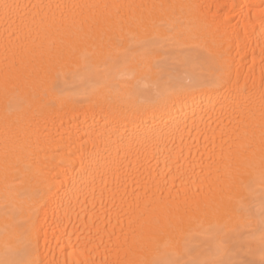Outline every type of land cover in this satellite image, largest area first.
<instances>
[{"label":"bare ground","instance_id":"obj_1","mask_svg":"<svg viewBox=\"0 0 264 264\" xmlns=\"http://www.w3.org/2000/svg\"><path fill=\"white\" fill-rule=\"evenodd\" d=\"M237 261L264 264V0H0V264Z\"/></svg>","mask_w":264,"mask_h":264},{"label":"snow or ice","instance_id":"obj_2","mask_svg":"<svg viewBox=\"0 0 264 264\" xmlns=\"http://www.w3.org/2000/svg\"><path fill=\"white\" fill-rule=\"evenodd\" d=\"M7 7H9V6L8 5H5V8H7ZM235 264H243V262L237 261V262H235Z\"/></svg>","mask_w":264,"mask_h":264}]
</instances>
